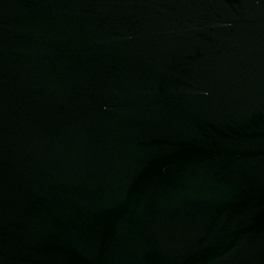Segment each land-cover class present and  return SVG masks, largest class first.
I'll return each mask as SVG.
<instances>
[{"label":"water","instance_id":"water-1","mask_svg":"<svg viewBox=\"0 0 264 264\" xmlns=\"http://www.w3.org/2000/svg\"><path fill=\"white\" fill-rule=\"evenodd\" d=\"M0 264H264V0H0Z\"/></svg>","mask_w":264,"mask_h":264}]
</instances>
